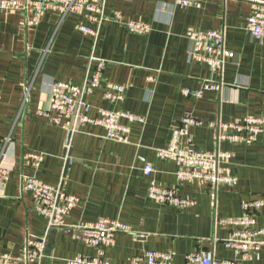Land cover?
Returning <instances> with one entry per match:
<instances>
[{
  "label": "crops",
  "instance_id": "0c3cea01",
  "mask_svg": "<svg viewBox=\"0 0 264 264\" xmlns=\"http://www.w3.org/2000/svg\"><path fill=\"white\" fill-rule=\"evenodd\" d=\"M256 2L264 0H197L187 7L174 0H104L108 21L96 40L76 31L84 22L78 14L61 18L56 10H46L37 26L28 27L22 14L0 13V154L10 138L3 161L9 180L0 182V258L17 259L28 238L45 235L46 221L36 210V199L22 187L28 176L79 198L66 218L69 225L104 218L131 227L132 233L116 235L114 245L104 249L105 264H126L149 250L172 252L173 264H185L191 253L264 264V245L242 260L226 245L235 227L219 223L241 218L243 203L264 196V132L250 145L217 142L218 123L264 118V38L247 31ZM116 12L122 23L114 21ZM131 20L149 24L150 31L129 32L123 23ZM189 29L224 32L232 57L221 76L192 60ZM95 76L98 85L92 87ZM206 81L221 82L220 90H203ZM55 82L84 90L82 101L91 107L86 113L90 118L103 108L141 117L144 124L121 121L130 128L127 144L106 140L101 126L83 124L70 138L68 161V132L40 114L49 110ZM107 83L126 88L122 102L103 98ZM185 90L201 91V97L187 96ZM184 116L201 125L181 137L182 147L232 153L228 167L236 182L223 185L215 196L206 185L178 180L174 162L156 155ZM32 155L41 160L34 162ZM145 164L153 167L161 186L195 205L179 210L151 200ZM254 220L255 229L264 230V211ZM96 254L74 241L68 229L53 227L40 264H67Z\"/></svg>",
  "mask_w": 264,
  "mask_h": 264
},
{
  "label": "built area",
  "instance_id": "2783aa9c",
  "mask_svg": "<svg viewBox=\"0 0 264 264\" xmlns=\"http://www.w3.org/2000/svg\"><path fill=\"white\" fill-rule=\"evenodd\" d=\"M180 6H195L197 0H174ZM46 10H56L61 18L68 14H78L84 19L83 23L76 25V31L94 38L99 36L100 26L108 21L104 10V0H0V13H20L24 18V24L35 27L41 14ZM122 16L116 12L114 21L122 23ZM113 20V19H112ZM131 33L147 34L151 27L149 24L138 20L123 23ZM247 31L255 38H264V3H253L252 11L247 19ZM186 37L191 44V58L197 62L206 63L213 76H221L225 62L232 57V53L225 47L224 32L207 31L198 32L189 29ZM101 67L102 64H99ZM98 77L91 81V86L98 85ZM221 82L206 81L202 89L217 91L221 88ZM126 88L121 85L107 83L103 92V98L111 104L124 100ZM83 89L74 85L55 82L51 89L49 110L40 112L50 123L61 127L69 134L66 142L65 158L70 149V138L79 132L83 124L101 126L105 129V139L117 143L127 144L130 128L122 125L126 120L129 124H144V119L126 112L106 110L99 108L98 117L90 118L86 115L91 107L82 101ZM184 94L195 98L201 97V91L185 90ZM81 111V114L79 112ZM71 119L78 120L71 127ZM201 122L192 117L184 116L179 126L173 130L169 143L165 148L156 150L159 159L169 160L176 165V178L180 181L196 182L211 188L215 196L223 185H234L236 178L230 173L228 163L232 153L222 150L214 152H201L182 147L181 137L186 136L192 127L200 126ZM219 130L217 142L228 141L231 143L252 144L258 134L264 132V118L247 117L238 123H218ZM10 138L4 141L0 154V182L9 180L10 171L3 165L7 145ZM34 162L41 160V156L32 155ZM143 174L148 179L147 195L158 203L173 206L179 210L191 208L195 202L180 197L176 190L161 186L153 177L154 169L150 164H145ZM22 187L31 193L36 199V210L46 221L45 235L41 238H28L17 259L0 258V264H40L45 257L44 250L49 229L56 227L68 229L71 238L81 245L96 250L95 257H75L67 260V264H105L104 249L114 245L118 234H130L132 229L128 224L118 220L100 218L94 222H79L74 225L66 223L69 213L79 204V198L67 195L60 189L44 184L35 178L24 177ZM244 216L237 219H222L219 223L223 226H233L235 231L231 233L226 245L236 249L242 260L249 259L264 245V230L255 229L254 215L264 211V196L241 205ZM140 237V236H139ZM142 238V237H141ZM126 264H173L172 252L146 251L141 256L131 258ZM185 264H238L228 260L216 261L210 257L198 253L188 254Z\"/></svg>",
  "mask_w": 264,
  "mask_h": 264
},
{
  "label": "water",
  "instance_id": "95a60500",
  "mask_svg": "<svg viewBox=\"0 0 264 264\" xmlns=\"http://www.w3.org/2000/svg\"><path fill=\"white\" fill-rule=\"evenodd\" d=\"M79 114H81V111L79 112ZM73 123H75V128H76L78 126V120L76 119L74 122V119H71V127H72Z\"/></svg>",
  "mask_w": 264,
  "mask_h": 264
}]
</instances>
